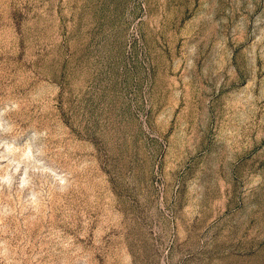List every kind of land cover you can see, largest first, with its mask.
<instances>
[{
  "label": "rangeland",
  "instance_id": "obj_1",
  "mask_svg": "<svg viewBox=\"0 0 264 264\" xmlns=\"http://www.w3.org/2000/svg\"><path fill=\"white\" fill-rule=\"evenodd\" d=\"M0 264H264V0H0Z\"/></svg>",
  "mask_w": 264,
  "mask_h": 264
}]
</instances>
